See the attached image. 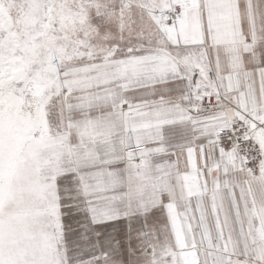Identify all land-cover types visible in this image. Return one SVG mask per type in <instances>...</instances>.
<instances>
[{"label": "snow or ice", "instance_id": "obj_1", "mask_svg": "<svg viewBox=\"0 0 264 264\" xmlns=\"http://www.w3.org/2000/svg\"><path fill=\"white\" fill-rule=\"evenodd\" d=\"M0 264H264V0H0Z\"/></svg>", "mask_w": 264, "mask_h": 264}]
</instances>
